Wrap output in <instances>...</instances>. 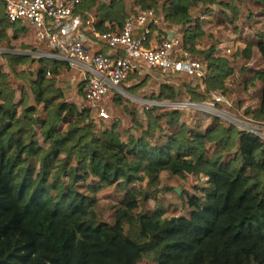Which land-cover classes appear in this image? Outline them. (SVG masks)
I'll return each instance as SVG.
<instances>
[{"label":"trees","instance_id":"obj_1","mask_svg":"<svg viewBox=\"0 0 264 264\" xmlns=\"http://www.w3.org/2000/svg\"><path fill=\"white\" fill-rule=\"evenodd\" d=\"M1 4L0 44L8 38L4 22L11 24ZM134 6L129 10L126 0H85L74 14L84 37L92 30L117 32L138 8L153 10L168 30L181 31L182 47L202 62L203 76L149 68L143 76L130 75L140 81L129 80L124 89L139 93L137 86L159 73V91L146 95L157 103L221 108L223 98L239 95L225 84L234 68L214 57V45L195 49L204 35L201 20L221 15L220 24L238 33L261 22L236 56L249 62L259 55L260 69L243 88L260 83L259 105L246 113L264 123V4L137 0ZM0 56L7 66L4 70L0 63V264H264L263 141L215 116L158 105L144 106L146 124L138 122L134 106L119 107L132 120L123 133L118 122L96 129L91 109L68 102L56 85L70 71L68 63L10 52ZM239 71L247 69L241 65ZM82 87L81 82L84 101ZM114 99L122 100L120 95ZM201 118L212 121L200 129ZM161 173L201 179L186 193L185 216L135 213L139 194L129 186L144 179L152 185ZM111 186L125 193L114 221L107 223L95 212V195ZM152 195L147 191L143 202Z\"/></svg>","mask_w":264,"mask_h":264},{"label":"built area","instance_id":"obj_2","mask_svg":"<svg viewBox=\"0 0 264 264\" xmlns=\"http://www.w3.org/2000/svg\"><path fill=\"white\" fill-rule=\"evenodd\" d=\"M83 1L0 0L9 23H22L33 29L35 40L45 45L47 53H40V58L55 59L68 63L70 67L81 68L84 102L90 109L97 110L101 118L108 119L109 115L102 108L98 110L99 104L112 90L121 93V85L132 74L143 76L145 70L151 68L162 73L203 76L201 61L183 49L179 34L173 30L153 33V29L161 24L153 10L138 8L117 32L100 34L92 30L94 38L114 51L113 56L86 48L80 30V16L74 14ZM208 105L213 106L211 103H169L174 108L197 111ZM241 126L243 131L264 143V124L247 122Z\"/></svg>","mask_w":264,"mask_h":264},{"label":"rangeland","instance_id":"obj_3","mask_svg":"<svg viewBox=\"0 0 264 264\" xmlns=\"http://www.w3.org/2000/svg\"><path fill=\"white\" fill-rule=\"evenodd\" d=\"M136 1L137 0H126L129 10H132L135 7L134 5H136ZM258 2L260 5L264 4L263 0H258ZM0 9L1 11L3 10L1 2ZM157 17L161 20V24L153 30H157L160 34L164 30L168 29L162 22V16L157 15ZM220 17L221 15L207 16L201 20V30L204 35L197 40L195 49L204 50L213 44L215 48L214 57L226 59L229 65L234 68V74L225 80V84L232 90H239L240 94L236 95L232 92L228 98H223L222 101L224 106L221 108H216L214 105H208L200 107V111L210 116H215L224 123L236 125L240 130H242L241 128L243 127L241 124H246L247 122L257 123L250 120L252 116L248 115L246 112L247 110H252L259 105L260 97L256 95V88L260 85V83L255 81V85L249 86L247 91H245L243 87L245 79L251 78L254 75V72L260 69V67L256 66L259 55L255 53V50H253L255 53L254 59L249 62H246L241 58L237 59L236 52L237 50H243L245 48L251 33L261 28L262 25L261 22H256L253 23V26L245 27L242 29L241 33H238L240 31L235 32L229 28V26L227 27V25L220 24ZM4 26L8 28V38L2 40L0 44V54L10 52L39 58V54L35 53L36 48L34 45L32 46V37H34L33 29H28V27L22 23L12 25L4 22ZM173 31L179 34L182 38V33L179 29L174 28ZM153 33L155 34L156 32L154 31ZM0 63L4 65V70H7L6 60L1 58V56ZM241 65H244L245 69H247L246 72L239 71V67ZM38 66V62L33 64V67L35 68ZM21 68L23 67H19L18 69ZM76 73L78 72L76 71ZM146 73L147 70H145V74ZM148 78L152 80V77ZM159 78H162V76L157 73L153 75V81L148 80L144 84L141 82L137 86L139 93L133 90L129 91L132 95L124 91V89L126 86L130 85L128 82L129 80L139 82L140 78L138 77H133L132 79H128L124 82L121 87V90H123L121 93L112 90L108 97L99 104L98 108V110L102 108L105 113L109 115L108 119L101 118L97 110L91 109L90 111V118L96 129H99L101 124L106 125L111 122H118L119 131L121 133L128 130V127L132 124V120L127 113H124L119 108L124 105H128V107L134 106V110L137 111L138 122L143 124H146V116L143 112L144 106L156 104L160 108L171 107L169 106V103L163 102L158 104L157 102H151L146 96L150 95L151 92L159 91L160 87L156 83V80ZM79 83V78L74 77L73 75L71 76L69 72L59 77L56 81V85L63 89L65 99L68 102H75L79 106H86V103L82 101L81 93H79ZM119 95L122 100L116 102L114 98ZM17 97H19V94H17ZM31 99V102H33V98ZM188 110L190 111L191 109ZM188 113L189 112H187V114ZM200 121L199 128L203 129L207 127L212 120L209 118H203ZM195 124V121L189 122L191 127H195ZM89 181L90 179L88 182ZM200 182L201 179L197 177H178L168 173H161L157 181L152 185L149 184L148 179H144L143 181H137L135 186H129L128 189L137 191L139 194L138 208L135 212L136 214L145 213L146 211H158L163 213V218H171L186 215V193H192L194 191V186H200ZM147 191L153 193V195L145 203L143 202V197ZM178 192L180 193L178 194ZM124 193L125 192L122 188L118 186L103 188L97 192L95 195V212L98 218L107 223H112L114 221L115 212L120 208V200L122 199ZM141 264H153V262L151 260H145Z\"/></svg>","mask_w":264,"mask_h":264},{"label":"crops","instance_id":"obj_4","mask_svg":"<svg viewBox=\"0 0 264 264\" xmlns=\"http://www.w3.org/2000/svg\"><path fill=\"white\" fill-rule=\"evenodd\" d=\"M154 31H155L156 33L158 32L157 30H154ZM156 33H155V34H156ZM91 34H92V33H91ZM32 40H33V42H32V46L34 45V47L36 48V51H35L36 54L47 53V49H46V47H45L44 44H42V43H38V42L35 40L34 37H32ZM83 43H84V45H85L86 48L90 49V50L93 51V52H99V53H101V54H103V55H106V56H110V55L114 54V51H112V50L106 48L102 43H100V42L98 41V39L94 38L93 35H92V36H87V37H84V36H83ZM35 48H34V49H35ZM76 71H77L78 73H76ZM69 74H70L71 76L73 75L74 77L79 78L80 83L82 82L83 74H82V70H81V68H79V67H71V69H70V71H69ZM128 82H129V81H128ZM135 82H136V81H135ZM80 83H79V84H80ZM126 87H128V86H126Z\"/></svg>","mask_w":264,"mask_h":264},{"label":"water","instance_id":"obj_5","mask_svg":"<svg viewBox=\"0 0 264 264\" xmlns=\"http://www.w3.org/2000/svg\"><path fill=\"white\" fill-rule=\"evenodd\" d=\"M170 35V34H169ZM180 192H178V194H179Z\"/></svg>","mask_w":264,"mask_h":264}]
</instances>
